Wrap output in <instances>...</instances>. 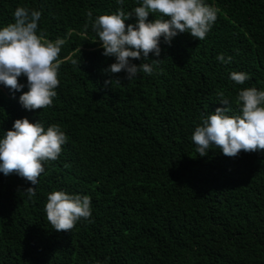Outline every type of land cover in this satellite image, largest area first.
<instances>
[{"label": "trees", "instance_id": "obj_1", "mask_svg": "<svg viewBox=\"0 0 264 264\" xmlns=\"http://www.w3.org/2000/svg\"><path fill=\"white\" fill-rule=\"evenodd\" d=\"M206 2L218 12L205 39L161 42L152 74L127 80L103 71L114 58L102 55L91 23L136 0H0V25L24 6L41 12L44 39L65 41L52 105L26 110L0 85V130L27 117L68 137L35 196L24 191L30 182L0 173V264H264V150L201 157L191 140L201 117L223 107L218 93L264 89V0ZM232 72L249 79L236 85ZM54 190L88 195L90 218L52 229L44 208Z\"/></svg>", "mask_w": 264, "mask_h": 264}, {"label": "clouds", "instance_id": "obj_2", "mask_svg": "<svg viewBox=\"0 0 264 264\" xmlns=\"http://www.w3.org/2000/svg\"><path fill=\"white\" fill-rule=\"evenodd\" d=\"M124 2L116 0L117 5ZM136 5L130 11L118 7L115 12L100 14L91 23L102 55L114 58L103 71L107 74L123 71L127 80L135 79L141 72L152 74L155 62L160 59L151 57H160L161 42L170 45L182 33L205 39L218 12L206 0H136ZM12 15L14 22L0 25V85L13 94L19 92L18 102L26 110L50 107L57 95V58L65 41L46 40L38 33L39 10L17 6ZM88 16L91 18L92 13ZM130 19L132 22L126 25L125 21ZM149 59L152 64L145 62ZM216 59L227 64L232 57L218 54ZM19 77H26V83L18 82ZM228 78L242 85L249 75L232 72ZM112 82L109 75L104 85ZM25 87L27 91H21ZM217 95L223 107L201 117L202 123L192 133L197 154L203 157L209 149L218 148L224 155L236 157L241 151L264 150V89H238L234 100L223 92ZM233 103L238 107L236 113H232ZM67 140L58 124L45 128L39 120L18 118L10 129L0 130V173L4 176L14 173L30 182L31 186L24 191L31 198L35 196L39 176L45 171L44 163L56 160ZM44 210L52 229L70 231L79 220L90 218L91 199L86 194L54 190L48 194Z\"/></svg>", "mask_w": 264, "mask_h": 264}]
</instances>
